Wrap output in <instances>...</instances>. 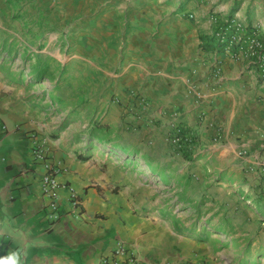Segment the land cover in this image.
<instances>
[{
  "label": "crops",
  "instance_id": "0c3cea01",
  "mask_svg": "<svg viewBox=\"0 0 264 264\" xmlns=\"http://www.w3.org/2000/svg\"><path fill=\"white\" fill-rule=\"evenodd\" d=\"M12 1L0 0L4 54L12 51V35L21 38L15 49L25 48L29 36L28 11H21L16 32L5 23L13 18ZM139 18L130 14L125 30L121 73L130 91L119 96L128 106L126 117L123 106L113 103L101 121L112 128L108 143L88 140L91 118L82 126V139L73 125L51 126L46 99L62 97L17 92V78L0 71V256L19 250L24 264H100L103 258L110 264H264V77L242 53L234 59L202 51L200 39L211 35L209 27L190 31L177 21L152 30L149 20ZM58 34L56 28L48 43L57 42ZM216 68L219 76H214ZM135 89L146 97L147 109L129 104ZM60 105L58 110L64 108ZM173 122L192 133L195 151L158 161L154 155L166 152L161 143ZM110 145L124 157L109 152ZM35 146L44 149V159L34 157ZM133 152L137 158L127 155ZM195 158L198 176L231 187L227 191L241 200L237 213L247 211L248 224L236 217L205 232L203 219L184 223L160 199L156 184L178 186L180 202L189 194L187 159ZM48 164L57 166L61 184L56 219H51V200L42 193ZM162 165L175 171H163ZM242 172L245 179L238 175ZM163 174L168 185L161 182ZM70 189L81 200L76 209L70 205ZM120 244L126 251L115 254Z\"/></svg>",
  "mask_w": 264,
  "mask_h": 264
},
{
  "label": "rangeland",
  "instance_id": "374dc122",
  "mask_svg": "<svg viewBox=\"0 0 264 264\" xmlns=\"http://www.w3.org/2000/svg\"><path fill=\"white\" fill-rule=\"evenodd\" d=\"M26 1L27 3L25 0H13L10 5L13 18L5 21L16 32V22L20 23L21 11H28L29 36L26 50L20 45L17 49L14 48L21 43V38L12 35V51L0 53L3 61L0 71L17 78V82L22 85L14 87L17 92L39 97L44 95L45 98L47 95H60L62 99L59 101L51 103L46 99L47 121L51 126L73 125L82 134L79 139L83 138L82 126L85 121L88 122L91 118L89 123H101L113 103L123 106L122 114L126 117L124 110L128 106L120 102L119 95H123L124 89V93L130 91L128 87H124L121 67L126 59L125 37L129 30H125L130 28L127 19L133 12L140 16V21L149 20L152 30L180 21L182 27H187L190 31L198 25L213 30L216 16L225 19L232 13L233 18L238 17L246 24L251 23L258 35L264 37V0H72L69 4L63 0ZM56 1L60 3H55ZM44 23L47 26H43ZM50 24L53 26H49ZM56 28L59 32L57 42L48 43L49 38H52L50 34L55 33ZM230 55L237 59L239 54ZM41 71H46L48 79L40 83L34 82L33 73ZM134 92L140 94V90H132L128 95L129 104L133 103L131 98ZM62 103L64 108L58 110V105ZM104 130L101 135L110 139L112 128L105 126ZM170 134L171 129L168 128L166 140L161 143L166 145V152L160 153L158 150V156L154 155L158 161H161L159 158L173 159L178 155L184 157L188 152L192 155L195 151L194 136L191 149L178 151L169 142ZM158 147L160 148L157 149H161L160 145ZM113 154L124 157L119 151ZM187 160L192 178L187 183L189 194L182 197V202L181 197L177 196L178 186L169 188L156 184L158 196L165 200L175 216L184 223H191L196 217L203 219L201 229L209 233L210 225H217L219 222L227 225L230 219L236 217L242 220V224H248V218L245 217L247 211L237 213L236 206L241 200H236V195L227 191L231 187L226 182L225 186L218 184L223 180L198 176L197 159ZM161 168L163 171H175L165 165ZM238 175L244 178L243 172ZM197 204L198 209L195 208ZM179 230L183 233L187 229L183 226Z\"/></svg>",
  "mask_w": 264,
  "mask_h": 264
},
{
  "label": "built area",
  "instance_id": "2783aa9c",
  "mask_svg": "<svg viewBox=\"0 0 264 264\" xmlns=\"http://www.w3.org/2000/svg\"><path fill=\"white\" fill-rule=\"evenodd\" d=\"M231 26L236 30V42L241 39L245 40L246 48L242 53L246 58H255L257 59L260 69L264 73V44L258 39V34L253 33V35L246 34V23L240 20L238 17H234L231 20ZM222 40L223 37H220ZM227 54H231L230 50H227ZM214 76L220 75V69L216 68L214 71ZM133 104L136 105L138 103L141 107L147 109L148 101L139 93H132ZM135 107V106H133ZM171 134L169 135V142L175 150L181 151L184 148L193 147V135L192 133L184 131L185 129L177 122H173L170 124ZM220 138L219 134L215 136V140ZM45 151L41 147L35 146L33 148V155L36 159H44ZM244 152L239 153V155H243ZM58 172L57 166H53L51 164L46 165V171L41 177V185H42V193L47 196L50 200V208L53 211L51 214V219H56L57 215L55 214V210L57 208V191L61 187V184L56 180V174ZM261 180L262 185L264 187V164L260 166ZM69 201L72 208L76 209L80 204L81 200L79 195L72 189H70ZM126 251V248L120 244L118 249L115 251V254H119ZM100 264H110L109 258H103ZM186 264H204L202 261H192Z\"/></svg>",
  "mask_w": 264,
  "mask_h": 264
},
{
  "label": "trees",
  "instance_id": "16d2710c",
  "mask_svg": "<svg viewBox=\"0 0 264 264\" xmlns=\"http://www.w3.org/2000/svg\"><path fill=\"white\" fill-rule=\"evenodd\" d=\"M233 19L232 13H230L225 19H221L220 17L216 16L214 18V27L212 30V33L210 36H204L201 37L200 41V49L204 52L208 53H226L227 50H230L232 55H237L239 53H243L246 48V43L244 39L239 40L236 42V30L231 26V20ZM246 34L248 37L250 35H253V33H257V31L253 28L251 23L246 24ZM220 37H223L221 40ZM258 39L264 44V38L258 35ZM249 58V57H248ZM249 60L253 63V65L256 66L257 71L264 77V73L260 69L259 63L257 59L255 58H249ZM32 78L34 82L40 83L46 81L47 74L46 71L41 72H34L32 75ZM56 100L59 101V99L54 96V99L51 100V102H55ZM61 106V105H60ZM62 108V107H61ZM67 125H61L60 128L63 130L66 128ZM105 126H103L101 123H92V129L88 133V140L89 141H97V142H103L108 143L109 139L104 138L103 135H101V132H105ZM109 152H116L119 151L117 148L113 146H109L107 148ZM121 152V151H119ZM128 156L136 157L138 156V153H127ZM137 158V157H136ZM153 171V170H152ZM162 181L165 185H168L169 179L167 175L163 174L161 175Z\"/></svg>",
  "mask_w": 264,
  "mask_h": 264
},
{
  "label": "clouds",
  "instance_id": "9594fccd",
  "mask_svg": "<svg viewBox=\"0 0 264 264\" xmlns=\"http://www.w3.org/2000/svg\"><path fill=\"white\" fill-rule=\"evenodd\" d=\"M0 264H24L22 253L10 251L6 255L0 256Z\"/></svg>",
  "mask_w": 264,
  "mask_h": 264
}]
</instances>
